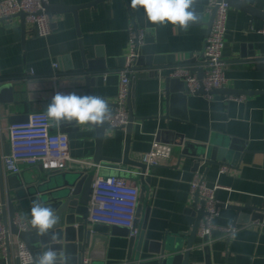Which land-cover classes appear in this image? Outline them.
Here are the masks:
<instances>
[{
	"label": "crops",
	"instance_id": "crops-1",
	"mask_svg": "<svg viewBox=\"0 0 264 264\" xmlns=\"http://www.w3.org/2000/svg\"><path fill=\"white\" fill-rule=\"evenodd\" d=\"M61 1L67 6H82L99 0H50L49 5L58 7ZM250 4L264 10V0H251ZM194 7L201 21L190 25L187 31L172 24H151L144 10L132 8L130 0H103L92 7L81 8L77 21L71 12L48 16L53 30L45 38L38 37L34 28L26 24L23 39L18 16L0 22L1 78L19 83L13 88L12 101L0 102V162L9 154V126L25 122L32 113L46 112L56 92L74 91L79 95L90 92L107 100L112 110L128 53L129 27L134 23L147 33L140 61L131 75L137 119L130 159L146 161L153 143L160 142L164 135L169 137L165 139H170L166 144L170 145L171 153L166 161L148 166V212L143 223L136 226L135 234L144 232L145 255L138 261H129V231L87 220L92 234L105 238L104 242H97L92 251L88 250L86 264H155L157 257L147 254L150 243L161 244L166 238L179 237L186 244L187 233L196 220L195 195L190 190L196 172L203 175L210 188L218 186L215 196L220 215L216 224L221 227L235 225L237 230L228 237L214 231L207 243L198 236L191 255L193 264H264L263 219H249L253 211L247 209L244 212L248 215L247 223L239 224L238 213L232 208L264 209V36L260 33L264 20L230 7L223 49L227 79L224 89L251 94L244 95L241 101L227 100L229 96L243 95L226 92L208 99L202 94H187L182 82L172 77L174 81L168 86L166 77L161 76L164 68L157 71V76L155 70L147 69V62L155 57L163 58L165 64L171 60L177 67L196 58L197 63L204 62L200 56L212 15L206 10L207 0H197ZM81 46L86 60L95 66L92 70L95 79L88 85L85 80L73 79L74 71L84 70ZM54 64L59 68L55 69ZM200 65L196 67L201 68ZM55 72L58 79L54 81ZM51 132H63L68 136L71 161L63 170L24 167L18 175L6 173L0 165V203H3L10 179L25 184L40 181L52 189L62 183L65 175L75 172L94 175V180L97 176L118 175L139 187L141 193L143 184L135 168L93 162L96 153L93 127L78 126L74 122L56 125L52 121ZM126 136L125 130H108L102 155L121 159ZM186 143L191 145L188 153L185 152ZM225 146H232L234 150L220 152ZM201 149L206 158L198 161L193 154ZM237 153L240 157L235 160ZM29 212L16 216L28 221ZM7 262L0 250V264ZM11 262L18 264L15 259Z\"/></svg>",
	"mask_w": 264,
	"mask_h": 264
},
{
	"label": "built area",
	"instance_id": "built-area-1",
	"mask_svg": "<svg viewBox=\"0 0 264 264\" xmlns=\"http://www.w3.org/2000/svg\"><path fill=\"white\" fill-rule=\"evenodd\" d=\"M50 0H0V22L16 16L20 12L26 14V24L31 25L38 37L45 38L52 33V23L46 14V5ZM229 5L223 0H207L206 10L213 15V22L203 50L204 77L200 81L197 74L187 67H177L172 73L173 79L180 80L186 86L187 94L198 95L201 90L208 99H213V91L223 89L227 82L226 64L223 56L227 32ZM264 36V27L260 31ZM145 29L134 23L129 27L128 53L120 72L119 91L115 108L106 121L112 128L125 130L130 123L128 100L130 98L131 75L141 57V49L145 43ZM58 69V64H54ZM32 75L34 72L32 71ZM2 77L0 71V78ZM52 79L57 80L56 72ZM244 96H229L227 100L241 101ZM52 121L46 112H35L27 121L11 124L8 128L10 152L1 160L2 169L6 173L20 174L24 167H41L45 171H58L66 167L69 157V138L63 132H51ZM170 145L155 141L152 150L146 156L148 166L158 165L170 157ZM90 165L89 162L77 161ZM55 165V166H53ZM96 166V165H95ZM100 168V165H98ZM226 168H223L225 171ZM218 186L210 188L203 175L196 172L190 185L191 193L198 195L196 210L204 208L205 215L198 227V236L208 238L214 231L225 237L232 235L236 227H221L216 224L220 215L219 203L215 196ZM140 205V189L129 184L118 175L97 176L92 183L89 199L88 222L124 228L129 235L135 236L134 227ZM4 204L0 203V250L8 259L17 260L18 264H34L32 250L17 236L13 235L2 219ZM13 223L20 231L28 230L27 221L15 215ZM84 264L85 261H84Z\"/></svg>",
	"mask_w": 264,
	"mask_h": 264
},
{
	"label": "water",
	"instance_id": "water-1",
	"mask_svg": "<svg viewBox=\"0 0 264 264\" xmlns=\"http://www.w3.org/2000/svg\"><path fill=\"white\" fill-rule=\"evenodd\" d=\"M103 0L95 1L82 6H67L61 1V5L58 7H53L51 5H46V14L51 17L53 14H61L66 12H71L74 14L76 21L78 17V11L81 8L92 7L95 4L101 2ZM226 2L229 7H233L239 9L241 11L246 12L251 17H259L264 20V10L259 9L258 7L251 5V0H223ZM16 16L20 17L22 22V30H23V39L26 36V14L24 12H20ZM213 22V15L211 16L210 23L208 25L210 32L211 25ZM82 47V46H81ZM82 50V58H83V68L84 70H77L73 72V79L75 80H85L87 85L92 83L95 77H93L94 72L92 71L95 66L94 63L87 61L85 58V52L83 47ZM200 59L204 60L203 54L200 56ZM140 60H138L137 65ZM191 63H187L186 65H182L180 67H187L192 72H197V75L202 81L204 77V62L197 63V58L190 61ZM148 70H155L154 75L157 76V71L161 69V76L166 77L168 86L173 83V79L171 77L172 71L177 68L178 65H175L171 60H167V64H165L163 58L155 57L147 62ZM193 63V64H192ZM201 64V68L196 67V65ZM136 68H134L135 70ZM95 70V69H94ZM177 80V79H175ZM13 81V82H12ZM181 82L180 80H178ZM19 85V83L14 82V80H6L0 78V102H11L14 95V86ZM183 90L186 91V86L182 82ZM130 98L128 100V108L130 115V123L126 127V145L124 155L121 159H114L104 157L102 155L103 141L106 137V132L108 130H113L107 122L101 127H93L96 131V153L93 158V162L95 164H99L101 162L108 163H118L125 164L135 168L136 172H140L141 182L143 187L140 193V205L137 211V218L135 221V228L138 224L143 223V218L147 217V204H148V196L150 194L148 186L150 185V177H148L147 170L148 165L145 161H135L130 159V145L131 138L134 129V122L137 119L134 115V87L131 83L130 85ZM226 92L232 94L239 95H250L251 93L245 92H236L229 91V89H220L217 91H213V94ZM201 94H204V91L201 90ZM88 95H91L89 92ZM113 109L115 105H113ZM111 110V112L113 111ZM12 122L13 119H11ZM27 121V120H26ZM164 138V139H163ZM168 136L162 137L159 139L160 142L168 143L170 139ZM182 143H180L181 145ZM185 152H190L191 145L186 143ZM234 150L232 146H225L223 149H220V152H227V150ZM10 149L8 147V153ZM193 156L201 161L206 158V153L204 149L196 151ZM240 155L237 153L235 160H238ZM1 165V162H0ZM18 175V174H17ZM94 180V175L84 174L75 172L72 174H67L64 176L61 184L56 185L55 188L50 189L46 183H42L40 181H36V183L25 184L22 182H14L12 179L9 180V185L6 194H4L3 198V215L2 219L8 226L10 232L17 236L21 241H23L31 250L34 258V264H36V256L40 253L42 248L53 247L57 250V252L66 258L67 264H84L86 254L88 250L92 251L96 246L97 242H104V236L100 234H92L91 230L88 227L87 217L89 214V199L92 193V183ZM39 201L44 206H48L53 208L57 215L59 216V223L55 226L56 239L55 241L51 240V236L38 237L36 234V230L31 226L30 219H28V230L20 231L18 227L13 223L14 216L20 213H27L30 211L33 201ZM198 195H195V205H194V213H195V223L189 233H187V242L186 244L183 242L182 238L176 237L174 239L166 238L161 244L150 243L147 254L150 256H155L156 262L155 264H193L191 261V255L194 249L195 241L198 237V227L201 223L202 218L205 215L204 208L200 210H196V206L198 204ZM238 213L237 222L247 223L248 215H245V211L250 209L253 211V215L249 219H253L255 217L262 218L264 221V209H257L254 207H240L233 206L232 207ZM6 210L8 211V215L6 214ZM142 218V221H141ZM235 227V225H234ZM119 228V227H117ZM124 229V228H122ZM128 231L127 229H124ZM181 236V235H180ZM185 236V235H183ZM182 236V237H183ZM203 243H207L209 238L207 236L201 238ZM144 245V232H141L138 236H132L129 240V261H138L141 256L145 255L143 250ZM151 261L152 259L148 257ZM7 264H11L12 259L9 257L7 259ZM154 261V259L152 260Z\"/></svg>",
	"mask_w": 264,
	"mask_h": 264
},
{
	"label": "clouds",
	"instance_id": "clouds-1",
	"mask_svg": "<svg viewBox=\"0 0 264 264\" xmlns=\"http://www.w3.org/2000/svg\"><path fill=\"white\" fill-rule=\"evenodd\" d=\"M131 7L142 8L151 24H172L187 31L190 25L200 23L195 10L197 0H130ZM110 106L103 97L79 95L76 92H56L46 107V116L56 125L75 123L101 127L110 118ZM55 166V165H53ZM30 224L38 237L51 236L55 241V226L60 222L56 211L38 200L30 208ZM36 264H67L66 258L53 247L42 248L35 258Z\"/></svg>",
	"mask_w": 264,
	"mask_h": 264
}]
</instances>
